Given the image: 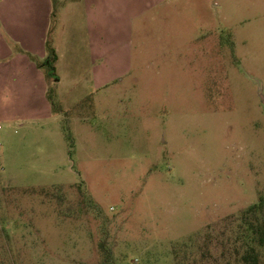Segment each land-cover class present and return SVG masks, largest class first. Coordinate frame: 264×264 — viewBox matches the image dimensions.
Here are the masks:
<instances>
[{"label":"rangeland","instance_id":"obj_1","mask_svg":"<svg viewBox=\"0 0 264 264\" xmlns=\"http://www.w3.org/2000/svg\"><path fill=\"white\" fill-rule=\"evenodd\" d=\"M55 2V110L0 94V264H264V0L119 20L103 87Z\"/></svg>","mask_w":264,"mask_h":264},{"label":"crops","instance_id":"obj_2","mask_svg":"<svg viewBox=\"0 0 264 264\" xmlns=\"http://www.w3.org/2000/svg\"><path fill=\"white\" fill-rule=\"evenodd\" d=\"M55 1L0 0V94L48 96L46 75L37 62L47 58L48 46L56 53V63L59 60L56 42L50 39ZM71 1L86 19L91 54L99 68L96 85L103 87L108 83L109 34L113 27L121 26L119 20H137L150 12L171 11L179 0Z\"/></svg>","mask_w":264,"mask_h":264},{"label":"trees","instance_id":"obj_3","mask_svg":"<svg viewBox=\"0 0 264 264\" xmlns=\"http://www.w3.org/2000/svg\"><path fill=\"white\" fill-rule=\"evenodd\" d=\"M56 60H57V56H56L54 49L51 46H48L47 47V58L42 62H37L38 67L44 70L47 78H50V75L52 74ZM48 98L53 106V109L55 110L54 98H53V95L50 94V92L48 94ZM261 242L264 243V237L261 238ZM246 259L248 261V264H257V257L254 255H248Z\"/></svg>","mask_w":264,"mask_h":264}]
</instances>
